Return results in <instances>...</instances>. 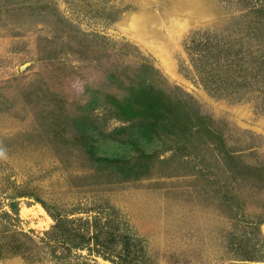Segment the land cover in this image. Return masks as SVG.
Returning a JSON list of instances; mask_svg holds the SVG:
<instances>
[{
    "label": "rangeland",
    "instance_id": "1",
    "mask_svg": "<svg viewBox=\"0 0 264 264\" xmlns=\"http://www.w3.org/2000/svg\"><path fill=\"white\" fill-rule=\"evenodd\" d=\"M263 5L0 0V264H264V70L236 88L204 46L257 73ZM50 214L108 221L115 251L57 242Z\"/></svg>",
    "mask_w": 264,
    "mask_h": 264
},
{
    "label": "trees",
    "instance_id": "2",
    "mask_svg": "<svg viewBox=\"0 0 264 264\" xmlns=\"http://www.w3.org/2000/svg\"><path fill=\"white\" fill-rule=\"evenodd\" d=\"M264 10V5L263 8ZM206 38H204L203 36H201V38L197 39L195 37H193L192 41L193 43L191 44L192 47V52L193 54H202L203 51H205L202 47V45L205 46V48L209 47V50H211V67H213L214 69H216L220 75L224 76L225 78H230L231 79V84L233 86H235L236 88H239L241 86H247V88H258V81L260 78L264 77H260L258 78V76H260V73L264 70V62H260L259 64L257 63V73H259V75H257V73H252L251 75H248L246 73H243V75L241 77L235 75L237 74V71H234L231 69V56H236L239 55L241 52L234 50L235 47L234 45L230 44L229 45V41L226 40H219L216 37L211 35V42L210 41H205L204 44L201 45V42L204 41ZM211 45V46H210ZM247 55H251V52L249 51V53L247 52ZM244 56H246V54L242 53V58L239 59L242 63H244ZM237 57V56H236ZM250 58L248 57V59L245 61V63H250ZM242 66V65H240ZM214 71V70H213ZM244 71V70H243ZM233 72V73H232ZM239 72V71H238ZM213 73V72H212ZM235 73V74H234ZM240 73V72H239ZM239 77V78H237ZM150 86H148V92H154V88L152 87V82H150L149 84ZM149 97H152V100H149L148 102V107L150 109H154V110H158L159 112L168 110V106L169 104L164 105L163 103L159 104V100L156 99H160L155 97L153 94H149ZM161 101V99H160ZM162 102V101H161ZM134 110H132V108L128 109V113L134 114ZM159 120V119H158ZM157 121H153L151 123H149L148 125H145L141 128V130L144 132V134H151L155 131V126L157 124ZM99 160L102 161H113V162H118V158H110V157H99ZM14 203H11V207L14 208ZM54 220H55V224L52 226V231L47 232V234L53 233V239L56 240L57 242H65L67 243L68 240H73L72 242H74V246H89L90 242L94 243V247L97 250H100L101 253L103 254V256H106L104 254H107L109 251L114 252L115 251V245L114 242H118V239H115L114 237L110 236V227H108L107 225V220L105 219V221L107 222H101L100 218L98 219L97 217H93L92 219H84V226H78V228L73 229L72 227L69 228V223H73V220L64 218V219H58L57 216L54 214H50ZM81 219H79L80 221ZM92 230V231H91ZM91 233V234H90ZM90 234V235H89ZM119 237H121V235H119ZM122 237L125 238L123 242V250L124 253L126 255H128V253H130V242L127 239L129 236L125 233L122 234ZM78 240V241H76ZM80 242H82V244H80ZM108 256V255H107Z\"/></svg>",
    "mask_w": 264,
    "mask_h": 264
}]
</instances>
